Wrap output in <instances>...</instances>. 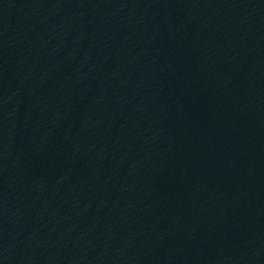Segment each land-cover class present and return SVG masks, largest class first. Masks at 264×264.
Returning a JSON list of instances; mask_svg holds the SVG:
<instances>
[{
    "label": "water",
    "instance_id": "obj_1",
    "mask_svg": "<svg viewBox=\"0 0 264 264\" xmlns=\"http://www.w3.org/2000/svg\"><path fill=\"white\" fill-rule=\"evenodd\" d=\"M0 264H264V0H0Z\"/></svg>",
    "mask_w": 264,
    "mask_h": 264
}]
</instances>
